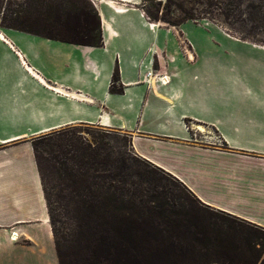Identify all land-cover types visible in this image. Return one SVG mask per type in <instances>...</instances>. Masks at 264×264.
<instances>
[{"label": "crops", "instance_id": "crops-1", "mask_svg": "<svg viewBox=\"0 0 264 264\" xmlns=\"http://www.w3.org/2000/svg\"><path fill=\"white\" fill-rule=\"evenodd\" d=\"M91 1L102 46L0 26V264H60L33 141L79 124L129 134L201 202L264 227V39L207 22L226 34L193 40L187 24L203 22ZM117 67L123 93L111 91Z\"/></svg>", "mask_w": 264, "mask_h": 264}, {"label": "trees", "instance_id": "trees-1", "mask_svg": "<svg viewBox=\"0 0 264 264\" xmlns=\"http://www.w3.org/2000/svg\"><path fill=\"white\" fill-rule=\"evenodd\" d=\"M57 1L58 6L55 8L51 0H0V14H3L0 26L70 43L103 45L101 17L91 0ZM147 2H152L153 10L146 7ZM171 3L174 1L144 0L143 8L152 21H165L172 26L181 25L189 19H199L196 13L187 11L180 22L172 20V17H169ZM163 6V16H160L159 12ZM111 91H124L118 67L113 74ZM70 128L46 134L61 135L60 140L52 146L51 168L57 181L55 186L59 189V199L62 201L69 195L78 194L83 201L82 215L86 220L83 229L95 234L91 246L95 264H149L156 261L162 264H178L180 260L196 252L217 254L218 258L203 264H232L231 260L235 258L238 248L237 240L256 251L254 264H264V227L222 211L227 218L214 222L210 234V230L204 228L200 216L180 217L182 214H178L176 210V198L180 197L181 193L175 188L159 183L141 187L138 191L141 205L132 203L124 197V188L114 185L108 175L91 173V170H98L94 167L98 163L95 160L96 151L91 145L84 144L75 134L69 135L67 130ZM37 140L38 138L33 141V146L49 205L60 264H66L51 211L46 174L36 147ZM147 162L152 166L147 172L153 174L161 171L179 181L162 168ZM180 183L187 191H184L185 199L188 197L192 206L195 205L198 210L209 212V205L201 202L189 188ZM66 190L74 194L66 196ZM144 196L150 199L146 200ZM151 198L158 199L159 202L151 205ZM93 217L98 219L95 224L91 220ZM113 220L116 228L114 231L109 230ZM215 241L220 242L218 248L210 246ZM150 244L152 246L149 247Z\"/></svg>", "mask_w": 264, "mask_h": 264}, {"label": "rangeland", "instance_id": "rangeland-1", "mask_svg": "<svg viewBox=\"0 0 264 264\" xmlns=\"http://www.w3.org/2000/svg\"><path fill=\"white\" fill-rule=\"evenodd\" d=\"M51 1L53 2L52 6L56 8L58 6V1ZM173 1L176 4H170L171 12H169V17H172V20L180 22L182 18L185 17L186 12L191 11L196 13L199 19H189L186 21L203 22V24L199 25L193 23L187 24V36L193 40L209 37L219 38L226 34L225 32H219L216 27L207 22L223 26L230 34L264 39V0ZM146 7L153 10L152 2H147ZM161 10L159 15L163 16L162 12L164 6ZM2 16L3 14L1 13L0 24L2 22ZM161 23L166 24L165 21H161ZM182 36L183 34H181V40L183 38ZM171 37L177 39V35L174 33L171 34ZM68 127H71L67 130L69 135L75 134L84 144L91 145L96 151L95 160L98 163L95 164L94 167H97L98 170L97 172L91 170V173L108 175L109 180L113 181L114 185L124 188V197L129 199L132 203L141 205V196H139L138 192L141 187H150L155 183H159V185L175 188L181 193V196L176 198V210L178 214H182L179 216L182 218H186L184 215L200 216L204 223V228L210 230V234L212 227L215 225L214 222L227 218L222 211L214 207L209 206L207 208V210L209 209L208 212L198 210L195 205L192 206L190 199H188V197V200L185 199V192H187L185 188L179 181L168 174L161 171L153 174L147 172V169L152 168V166L133 151L129 134L121 130L92 124H79ZM60 136L61 135H44L39 137L36 142V147L41 156L43 170L46 174V182L50 193L51 211L58 229V239L62 255L66 264H95L96 261L91 250L95 234L94 232L83 229L86 220L82 215L83 201L81 197H79L78 194L69 195L74 194L69 193V190L64 192V194L66 196L69 195V197L62 201L58 197L59 189L55 186L57 181L52 173L51 154L53 149L52 146L57 140H60ZM194 138H197L201 142L206 140L203 134H198V136L196 134ZM73 149L74 148H72V150ZM97 180L99 181L98 178ZM159 187L161 189V186ZM144 199L149 200L150 198L144 196ZM151 200H153L150 202L151 205H155L159 202L158 199L151 198ZM91 220L92 223L95 224L98 219L93 217ZM114 226L113 220V224L109 227V230H116ZM236 243L238 248L235 251V258L231 260L232 264H254L256 251L248 248L238 240ZM219 245L220 242L215 241L210 246L218 248ZM145 246L147 247V245ZM150 246H152V244H150L149 247ZM141 249L143 251L144 247L142 246ZM216 258H218L216 253L199 254L196 252L180 260L178 264H203L208 260ZM102 264L111 263L103 262ZM149 264H162V262L156 261Z\"/></svg>", "mask_w": 264, "mask_h": 264}, {"label": "bare ground", "instance_id": "bare-ground-1", "mask_svg": "<svg viewBox=\"0 0 264 264\" xmlns=\"http://www.w3.org/2000/svg\"><path fill=\"white\" fill-rule=\"evenodd\" d=\"M162 79H163L162 81H164L163 83H168V79H167V77L164 76ZM153 85H154V84H153ZM199 128H200L201 130L203 129L202 127H199Z\"/></svg>", "mask_w": 264, "mask_h": 264}, {"label": "built area", "instance_id": "built-area-1", "mask_svg": "<svg viewBox=\"0 0 264 264\" xmlns=\"http://www.w3.org/2000/svg\"><path fill=\"white\" fill-rule=\"evenodd\" d=\"M183 44H185V41H182ZM163 77H160V80L162 79Z\"/></svg>", "mask_w": 264, "mask_h": 264}]
</instances>
